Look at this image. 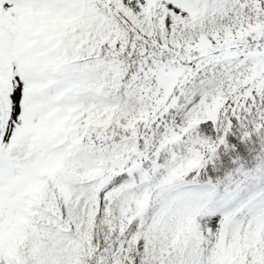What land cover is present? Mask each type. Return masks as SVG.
Returning a JSON list of instances; mask_svg holds the SVG:
<instances>
[{
    "label": "snow or ice",
    "instance_id": "obj_1",
    "mask_svg": "<svg viewBox=\"0 0 264 264\" xmlns=\"http://www.w3.org/2000/svg\"><path fill=\"white\" fill-rule=\"evenodd\" d=\"M0 264H264V0H0Z\"/></svg>",
    "mask_w": 264,
    "mask_h": 264
}]
</instances>
